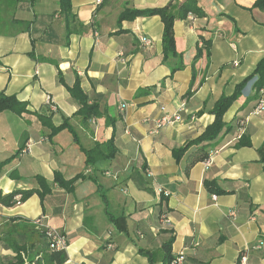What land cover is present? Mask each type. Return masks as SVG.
I'll list each match as a JSON object with an SVG mask.
<instances>
[{"label":"crops","instance_id":"obj_1","mask_svg":"<svg viewBox=\"0 0 264 264\" xmlns=\"http://www.w3.org/2000/svg\"><path fill=\"white\" fill-rule=\"evenodd\" d=\"M168 1L71 0L76 23L66 41L58 0L33 6L30 0H0V93L27 110L0 114V162L10 159L0 171V192L37 189V176L51 191L42 203L33 195L14 207L0 206V264L14 257L1 242L8 219L20 225L41 219L63 233L64 264H162V245L170 239L181 264H236L240 251L264 243V113L252 114L264 88L252 98L248 84L224 113L222 132L205 147L207 162L191 163L203 153L199 146L177 152L213 123L216 102L264 57V11L253 8L255 0H195L203 16L173 25L183 68L171 75L176 60L162 61L158 16L122 22L123 32L113 34L125 8H161ZM13 21L29 23V31ZM76 79L101 113L85 123L67 92ZM179 109L177 123L155 127L154 121ZM38 115L54 127L67 120L73 134L64 129L50 138ZM241 119L249 146L236 147L234 124ZM112 135V159L87 167L84 151ZM56 173L66 181L83 178L66 192L54 184ZM108 216L122 218L125 232ZM43 249L38 243L31 254L37 258ZM140 249L152 252V263ZM247 264H264V245L251 250Z\"/></svg>","mask_w":264,"mask_h":264},{"label":"trees","instance_id":"obj_2","mask_svg":"<svg viewBox=\"0 0 264 264\" xmlns=\"http://www.w3.org/2000/svg\"><path fill=\"white\" fill-rule=\"evenodd\" d=\"M36 0H30V5L33 6ZM253 8L264 11V0H255ZM188 14H194L197 17H202L203 13L197 6L195 0H183L178 2L177 0H169L168 3L161 8L153 9H133L125 8L117 18V29L113 34H119L123 32L119 27L122 22L133 21L136 18H146L151 16H158L163 25L162 36H161V46H162V61L166 62L171 59H175L176 62L171 68V75L183 68L181 56L175 50L174 42V33L173 25L176 20L186 19ZM57 15L62 17L64 26L66 29V41L68 37L73 33L72 26L76 23V17L71 12V0H58V11ZM13 24L24 26L26 32L29 31L30 24L27 22H18L13 21ZM79 24V23H78ZM81 27V25H78ZM67 44V43H66ZM203 48L206 51V56L209 57V43L203 42ZM200 55V50L197 51V54L194 58L193 63L197 61V58ZM33 58V52L29 54ZM58 82L62 83V78L60 72L58 71ZM255 79L252 89L254 96H258V92L264 88V57L256 64L254 70L251 74L245 77L239 84L236 85L234 92L230 96L221 97L216 104L214 105L211 114L214 117L213 123L208 126L205 131L199 135L197 138L186 141L182 148L177 152L181 154L186 152L192 146H199L198 151H202L196 159L191 163L196 162H207L208 155L204 152L207 144L214 141L224 128V123L222 121L224 113L229 109V107L241 96L242 91L247 86V84ZM67 92L70 97L78 104L79 108L76 112V115L81 117L82 122H87L92 118H98L101 113L97 104H88L87 97L80 88L79 80L76 79L72 87H67ZM3 112H12L18 116L26 113V105L22 102H19L13 96H7L4 93H0V114ZM38 118L41 121V124L46 126L50 133L49 137L56 135L60 131L67 129L69 132L72 130L67 124V120H64L62 124L58 127H54L51 123H45V118L38 115ZM245 119L238 120L234 124V134L235 140L238 141L236 147L249 146V142L246 140L243 142V137L246 134V127H241L239 123ZM227 131L229 128L226 129ZM242 139V141H240ZM22 149V148H21ZM19 149V151L21 150ZM18 151V152H19ZM114 147V136L112 135L111 139L103 142L101 144H95L94 147L88 151H84L85 164L87 167H94L99 162L108 161L112 159L115 155ZM10 161L0 162V171L2 167ZM264 163V159H262ZM264 174V167H263ZM15 177L14 175H11ZM133 177V176H132ZM79 178L83 176L78 175L71 180H64L61 175L55 174L53 182L58 187L62 188L66 192H69L73 188V184ZM35 180L38 184L37 189H28V190H17L8 194H3L0 192V206L11 208L17 205H20L26 202L30 197L36 195L39 198L40 203L43 202L44 198L50 194V187L42 177H35ZM205 187L209 192H217L213 189L212 183H204ZM19 196L20 199L17 201L15 198ZM108 220L114 223L117 226V229L125 232L124 226L119 225V221L123 220L122 218H114L113 216H108ZM16 219H8V225L6 226V231L1 239V242L4 245L12 250L14 257L11 261L6 264H64L66 261L65 249L55 250L50 248V241L46 235V230L44 228H38L33 221L30 224L20 225V222L15 223ZM43 225V224H42ZM44 227V225H43ZM28 231V234L25 233ZM61 233L59 230H56ZM63 234V233H61ZM64 235V234H63ZM14 236V237H13ZM25 238L23 243L18 244V240ZM66 238V237H65ZM67 241V239H66ZM41 243L44 246V249L41 251V254L34 258V255L31 254V251L35 249L36 244ZM68 245V241L66 242ZM171 244L172 239L162 245V264H172L177 257L173 256L171 253ZM66 245V247H67ZM139 252L147 259L149 263L153 262V254L150 251L140 249ZM35 253H38L36 251Z\"/></svg>","mask_w":264,"mask_h":264},{"label":"built area","instance_id":"obj_3","mask_svg":"<svg viewBox=\"0 0 264 264\" xmlns=\"http://www.w3.org/2000/svg\"><path fill=\"white\" fill-rule=\"evenodd\" d=\"M102 2V0H95L96 4H100ZM187 19L192 20L193 17L191 14H188ZM140 42L143 43L144 45H149L150 41L146 38L141 37L140 38ZM120 56V62L124 63V59L122 60L121 58H123V54H119ZM255 79H253L252 81H250L248 84H251V87L253 86ZM247 84V85H248ZM258 95H262V90H260L258 92ZM47 105L50 108V110L52 112L55 111V107L52 105V103L50 102V100H47ZM121 108H124V106H122ZM163 110V109H162ZM182 111V109H179L178 112L173 113L171 115L165 114L164 116H162L160 119L154 121V125L157 129L162 128V127H167V126H172L175 123H177L179 121V112ZM264 113V100L262 98H260L256 104V106L254 107L252 114L258 116ZM239 125H241V127H246L247 122L246 120L241 121L239 123ZM28 149V146L23 147L19 153L20 154H24L26 153ZM147 176H151L150 173L147 172L146 174ZM17 201H19L20 197L17 196L15 198ZM213 199H215V197H213ZM233 216V214H231ZM33 224L36 225V227L38 228H44L47 229L46 230V235L49 238L50 241V248L55 249V250H62V249H66V238L63 234L59 233L58 231H56L55 229H51V228H47V227H43L41 219H36L33 221ZM264 243L262 241H260L257 245H255L252 248H245L244 250L240 251L238 254V257L236 259V264H247V260H248V256L251 252L252 249L254 250H259L263 247ZM182 263V258L177 257L175 261H173L172 264H181Z\"/></svg>","mask_w":264,"mask_h":264}]
</instances>
